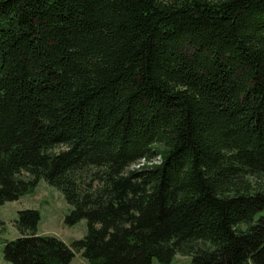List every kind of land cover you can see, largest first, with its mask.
<instances>
[{
	"label": "trees",
	"instance_id": "trees-1",
	"mask_svg": "<svg viewBox=\"0 0 264 264\" xmlns=\"http://www.w3.org/2000/svg\"><path fill=\"white\" fill-rule=\"evenodd\" d=\"M41 180L87 234L11 264H264V0H0V205Z\"/></svg>",
	"mask_w": 264,
	"mask_h": 264
},
{
	"label": "rangeland",
	"instance_id": "rangeland-1",
	"mask_svg": "<svg viewBox=\"0 0 264 264\" xmlns=\"http://www.w3.org/2000/svg\"><path fill=\"white\" fill-rule=\"evenodd\" d=\"M33 209L40 212L41 221L37 235L54 237L68 246L73 242L83 239L87 234V222L85 220L74 226L66 224V217L71 212V207L65 200L61 191L51 187L45 180H41L36 188L21 197L18 201L0 205V220L4 227L0 230V264H11L4 258V248L7 242L20 237L15 227L18 212ZM264 217V210L255 216V221ZM73 264H88L81 253L76 254ZM154 264H162L155 260ZM170 264H193L190 257L176 256Z\"/></svg>",
	"mask_w": 264,
	"mask_h": 264
},
{
	"label": "built area",
	"instance_id": "built-area-1",
	"mask_svg": "<svg viewBox=\"0 0 264 264\" xmlns=\"http://www.w3.org/2000/svg\"><path fill=\"white\" fill-rule=\"evenodd\" d=\"M160 162V160H158L157 159V162L156 163H159ZM144 164H139L138 166H137V168H139L140 166H143Z\"/></svg>",
	"mask_w": 264,
	"mask_h": 264
}]
</instances>
